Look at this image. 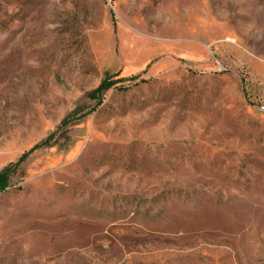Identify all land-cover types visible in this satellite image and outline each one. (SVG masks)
<instances>
[{
  "label": "rangeland",
  "instance_id": "obj_1",
  "mask_svg": "<svg viewBox=\"0 0 264 264\" xmlns=\"http://www.w3.org/2000/svg\"><path fill=\"white\" fill-rule=\"evenodd\" d=\"M0 176V264H264V0H0Z\"/></svg>",
  "mask_w": 264,
  "mask_h": 264
},
{
  "label": "trees",
  "instance_id": "obj_2",
  "mask_svg": "<svg viewBox=\"0 0 264 264\" xmlns=\"http://www.w3.org/2000/svg\"><path fill=\"white\" fill-rule=\"evenodd\" d=\"M116 84V82H111L109 80H104L101 84V86L96 90L95 94H103L106 91H108L109 89H111L114 85ZM101 103V101L99 102V104ZM3 181H2V176H0V190L3 188L2 185Z\"/></svg>",
  "mask_w": 264,
  "mask_h": 264
}]
</instances>
